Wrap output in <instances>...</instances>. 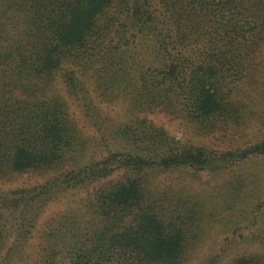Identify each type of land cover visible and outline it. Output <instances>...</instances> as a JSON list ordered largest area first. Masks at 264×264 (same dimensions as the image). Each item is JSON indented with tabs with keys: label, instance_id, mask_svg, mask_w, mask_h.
I'll use <instances>...</instances> for the list:
<instances>
[{
	"label": "trees",
	"instance_id": "trees-1",
	"mask_svg": "<svg viewBox=\"0 0 264 264\" xmlns=\"http://www.w3.org/2000/svg\"><path fill=\"white\" fill-rule=\"evenodd\" d=\"M160 1L159 10L155 0H0V179L64 169L52 182L0 196V250L9 246L0 264H181L189 229L204 215L226 214L230 225L256 201L264 165L245 167L264 162V134L215 151L178 142L142 115L168 114L215 135L257 114L243 87L264 51V0ZM120 15L130 22L116 24ZM115 35L124 44H104ZM188 50L196 57L184 56ZM69 62L82 71H67L64 85L96 133L89 138L48 95ZM89 72L92 89L83 79ZM122 103L123 119L102 111ZM93 149L99 157H89ZM238 166L244 172L225 181L213 215L151 188L159 174L221 176ZM115 175L94 193L92 219L56 221L29 258L38 220L66 186L87 189ZM56 240H65L60 252ZM259 260L243 254L231 264Z\"/></svg>",
	"mask_w": 264,
	"mask_h": 264
},
{
	"label": "rangeland",
	"instance_id": "rangeland-1",
	"mask_svg": "<svg viewBox=\"0 0 264 264\" xmlns=\"http://www.w3.org/2000/svg\"><path fill=\"white\" fill-rule=\"evenodd\" d=\"M154 5L156 8L162 9V3L160 0H155ZM117 9V8H115ZM114 9V10H115ZM114 10L109 12V15L105 20L111 17ZM130 22L120 15L118 17V22ZM112 43L117 42L116 46H121L124 44L122 40L115 37L109 36L104 42ZM140 44L135 45V49H141ZM184 56L195 58L196 52L184 51ZM80 67H75V64L69 62L66 64L62 71L53 76L54 82L51 85L48 95L50 98H58L61 104L67 109L70 119L73 123L77 125L78 130H80L84 136L91 137L95 136V131L88 123L86 117L82 113V108L79 103L69 94L68 89L65 87V73L70 69L74 70L75 73H80L82 70ZM258 70L255 71L254 76H250L249 81L246 82L245 94L244 96H250L252 111L257 114L250 116L249 121L239 127L238 129L230 130L226 134H215V135H200L194 129V127L188 124L186 121L177 120L164 113H150L143 114V118L147 119L156 127L165 130L171 137L181 143H192L198 146H205L211 148L215 151L220 150H230L237 145L246 144L249 141L255 140L259 135L264 134V51L258 58ZM84 74V73H83ZM93 72L87 73L83 76L86 85L92 89ZM126 103L118 104L112 106H103V113L109 115L110 117H118L123 119L125 116ZM259 115V116H258ZM260 118V119H259ZM93 149L89 153L91 157L92 152H95V156L99 157L98 152ZM264 162L255 160L250 162L245 168L260 170ZM234 167L228 174L224 175H210L208 173H200L199 176L191 174L192 172L183 173H166L159 174L154 178V183H152V189L156 192H168L170 198H175L177 200H183L188 208L193 209L195 206H204L203 213L208 212L210 214L213 212L212 205H217L219 203L220 193L225 190V181L230 180L233 176L243 173L241 169ZM242 172H240V170ZM64 171V169H55L54 171H35L27 172L21 174H12L5 178L0 179V196L12 193L17 190L28 191L35 186L44 185L47 182H52L55 176H58ZM247 171V170H246ZM118 176H113L108 178V180H101L100 183H94L90 185L87 189H67L59 193L53 202L48 204L42 213V216L38 220L37 227L35 229L34 237L30 241L29 247L27 249V254L29 258L35 259L39 256L40 247L46 243V238L50 231L58 228L55 225L56 221H62L64 217L68 216V221H88L92 219V214L90 213L91 207L90 203H95L94 193L96 190L106 183L107 181H116ZM104 181V182H103ZM258 182V179L256 180ZM257 190V199L255 202L249 203L245 202L247 207V212H244L243 216L240 218H235L230 225H226L225 219H223L226 214L217 216L215 219L208 218L204 215L199 223L194 227L189 229L190 237L186 252L183 255L181 264H231L237 256L246 254L257 257L260 264H264V206L257 207L260 203L264 201V178L261 179ZM188 185V186H187ZM189 187V188H188ZM167 188H172L169 192ZM256 187L250 185L243 189V195ZM216 197V198H215ZM210 198V199H209ZM209 199V200H206ZM206 200V201H204ZM203 203V205H202ZM92 209V208H91ZM212 209V210H211ZM256 211L254 215H251L250 211ZM249 213V214H248ZM213 215V214H210ZM256 216V218H254ZM204 219V220H203ZM54 221V222H53ZM53 223V224H52ZM53 225V226H52ZM52 227V228H51ZM52 229V230H50ZM54 234H57L54 231ZM59 237V236H58ZM60 239V238H59ZM56 245L57 252H60L61 243L65 244V240L53 241ZM8 244L4 245L0 250V255H5ZM61 256L55 259H60ZM62 260V259H60ZM56 264H66L65 261H54ZM18 264H22L18 262Z\"/></svg>",
	"mask_w": 264,
	"mask_h": 264
}]
</instances>
